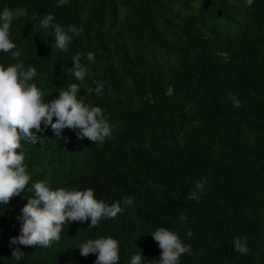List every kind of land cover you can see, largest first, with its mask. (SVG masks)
Wrapping results in <instances>:
<instances>
[{"label": "trees", "instance_id": "trees-1", "mask_svg": "<svg viewBox=\"0 0 264 264\" xmlns=\"http://www.w3.org/2000/svg\"><path fill=\"white\" fill-rule=\"evenodd\" d=\"M5 6L20 13L10 39L49 99L77 83L114 128L103 144L67 128L61 139L50 126L38 133L41 142L22 144L31 181L134 201L96 228L69 223L50 248L21 246V264H94L95 254L76 246L100 236L119 241L117 264L139 252L150 264L161 251L150 232L161 226L191 247L181 264H264V0H0ZM49 13L84 29L67 52L39 30ZM89 51L95 63L82 56L90 75L77 81L71 57ZM15 62L0 52V64ZM97 80L100 96L89 93ZM200 179L203 194L189 199ZM26 202L14 196L0 206V264H16L9 239ZM236 237L247 241L246 254L233 250Z\"/></svg>", "mask_w": 264, "mask_h": 264}, {"label": "clouds", "instance_id": "clouds-1", "mask_svg": "<svg viewBox=\"0 0 264 264\" xmlns=\"http://www.w3.org/2000/svg\"><path fill=\"white\" fill-rule=\"evenodd\" d=\"M68 2L56 0V5L61 7ZM252 2L245 0L248 5ZM19 14L7 6L0 9V52L16 61L0 64V206L8 208L14 196H21L27 201L15 215L19 233L9 239V246L15 245L11 257L16 264H21L25 255L21 246L50 248L60 241L61 233L69 223L90 221L88 228H96L102 220L115 219L123 212V206L134 202L129 197L123 200L122 206L121 202L108 203L97 198L92 187L82 190L53 188L46 181H31L24 163L22 144L36 145L41 142L42 137L38 133L50 126L55 137L61 139L62 130L67 128L74 131L78 139L86 137L93 144H103L106 139H111L114 128L100 106L90 105L85 96L79 95V84L70 83L66 89L58 91V96L49 99L48 93L34 82L36 68L25 66L20 60L21 52L17 44L10 39L12 22ZM39 30H50L54 40L52 48L61 52H67L73 39L84 31L82 26L60 25L50 13L41 16ZM82 56L88 64H94L96 60L91 51L71 57L70 71L77 81H83L90 75L88 64L81 62ZM104 87V83L97 80L89 93L100 96ZM229 98L234 108L241 106V101L231 93ZM205 183L203 179L195 181L189 199L198 200L204 192ZM25 192L31 195H23ZM150 235L161 249L159 258L150 264H181V256L191 252V247L167 227H157ZM232 245L235 252H248L246 240L236 237ZM76 247L81 256L95 254L94 264H117L121 260L119 241L111 236L88 238ZM144 261L145 257L139 252L131 256L129 264H144Z\"/></svg>", "mask_w": 264, "mask_h": 264}]
</instances>
